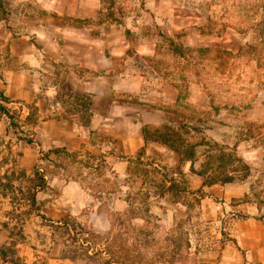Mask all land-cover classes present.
Here are the masks:
<instances>
[{
  "label": "rangeland",
  "instance_id": "1",
  "mask_svg": "<svg viewBox=\"0 0 264 264\" xmlns=\"http://www.w3.org/2000/svg\"><path fill=\"white\" fill-rule=\"evenodd\" d=\"M219 5L201 44L166 52L164 68L181 86L172 116L178 125L146 134L175 133L162 137L168 153L117 161L88 150L49 153L47 141L30 137L2 103L14 117L0 110V250L7 259L220 264L227 216L255 212L264 223V0ZM0 64H9L1 38ZM194 88L202 91L201 108L193 106ZM217 180L233 189L226 202L219 188L194 189ZM0 264L14 263L0 255Z\"/></svg>",
  "mask_w": 264,
  "mask_h": 264
},
{
  "label": "crops",
  "instance_id": "2",
  "mask_svg": "<svg viewBox=\"0 0 264 264\" xmlns=\"http://www.w3.org/2000/svg\"><path fill=\"white\" fill-rule=\"evenodd\" d=\"M219 4L0 0V38L7 43L9 63L0 64L5 104L33 132L30 137L47 141L49 152L88 150L114 161L141 151L146 156L150 150L168 153L164 138L146 134L178 125L172 116L181 86L164 68L166 52L201 44L204 34L214 29ZM191 93L193 106L201 108L202 91L194 88ZM205 188H219L225 202L233 193L217 184L194 189ZM238 192L242 202L245 193ZM226 219L228 239L219 263L264 264L263 221L255 212Z\"/></svg>",
  "mask_w": 264,
  "mask_h": 264
},
{
  "label": "trees",
  "instance_id": "3",
  "mask_svg": "<svg viewBox=\"0 0 264 264\" xmlns=\"http://www.w3.org/2000/svg\"><path fill=\"white\" fill-rule=\"evenodd\" d=\"M6 100L7 99L0 92V110L4 113L5 116H7L12 121V120H14V117L12 115H10L8 109L2 105V103L5 102ZM12 127L14 128L15 131H17L16 130V128H17L16 124L12 123ZM161 137H176V134L175 133L174 134L173 133L172 134H163V135H161ZM28 142H30V141L28 140ZM53 152L54 151H50L49 153H53ZM57 152H61V151H57ZM234 180H235L234 177H230V178H227V179L223 180L222 182H224V183H232ZM218 182H219V180L213 181V182H206V183L203 184V186L204 187H210V186H212L214 184H217ZM0 255H1L3 261H5V262H11V263H14V264H20L18 262L10 261L9 259H7L5 251L0 250Z\"/></svg>",
  "mask_w": 264,
  "mask_h": 264
}]
</instances>
